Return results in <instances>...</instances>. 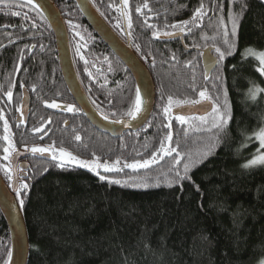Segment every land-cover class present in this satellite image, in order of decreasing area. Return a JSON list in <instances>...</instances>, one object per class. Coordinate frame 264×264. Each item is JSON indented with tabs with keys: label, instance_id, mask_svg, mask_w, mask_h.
<instances>
[{
	"label": "trees",
	"instance_id": "1",
	"mask_svg": "<svg viewBox=\"0 0 264 264\" xmlns=\"http://www.w3.org/2000/svg\"><path fill=\"white\" fill-rule=\"evenodd\" d=\"M53 1L79 51L74 61L87 97L106 119H131L137 106L132 76L73 0ZM90 1L112 29H123L120 0ZM125 13L134 50L156 87L154 113L142 131L120 139L83 120L81 142L64 151L122 166L150 160L168 146L172 153L148 169L112 174L116 181L35 161L32 183L17 195L29 235L28 264H262L264 165L247 163L257 147L254 135L264 126V77L249 56L264 51V1L128 0ZM178 33L185 47L180 40L155 39ZM208 48L219 65L207 79L201 52ZM16 79L17 88L25 84L34 94L31 124L42 111L35 98H70L48 23L30 5L7 2L0 4L4 164L13 152L33 148L26 127L4 119ZM205 99L215 104L209 116H172L175 107ZM10 254V231L0 212V264H8Z\"/></svg>",
	"mask_w": 264,
	"mask_h": 264
},
{
	"label": "water",
	"instance_id": "2",
	"mask_svg": "<svg viewBox=\"0 0 264 264\" xmlns=\"http://www.w3.org/2000/svg\"><path fill=\"white\" fill-rule=\"evenodd\" d=\"M73 1L92 30L124 64L134 78L137 87V106L135 114L131 119L118 122L110 121L101 116L91 105L76 74L66 23L53 0H0V4L7 2H22L33 7L44 17L55 36L58 61L67 90L85 115L89 124L95 130L113 139H119L129 133H138L142 131L150 121L156 107V87L148 68L132 50L130 43L125 44L106 24L89 0ZM121 5L123 6V2ZM179 39H183V34L178 33L163 36L157 40L159 42H173ZM214 51L213 48H208L201 52V60L207 79L211 77L219 65ZM139 99L141 101L140 108H138ZM30 105L31 101L27 94L22 102L19 121L21 118L22 121L27 122L30 114ZM214 107V102L205 99L194 105H182L174 108L172 110V116L181 119L204 118L214 111ZM45 108L50 112L64 114L69 113L65 112V108L69 110L72 106L55 103L47 104ZM30 156L59 163L55 159L53 160L52 155L34 154L29 151H16L10 158V163L13 167V181L11 187H8L0 176V212L8 225L11 237V254L8 264H28L30 259L28 230L23 213L17 201V195L19 194L21 184L20 178L23 177V174H18L17 165L21 160ZM20 168L24 172L30 169L28 163H23Z\"/></svg>",
	"mask_w": 264,
	"mask_h": 264
},
{
	"label": "flooded vegetation",
	"instance_id": "3",
	"mask_svg": "<svg viewBox=\"0 0 264 264\" xmlns=\"http://www.w3.org/2000/svg\"><path fill=\"white\" fill-rule=\"evenodd\" d=\"M122 2H123V6L121 5ZM90 3L92 4L91 1H90ZM120 7H121V13H122V16H123V29L121 31L112 29L108 25V23L105 21V19L101 15L100 16L106 22V24L114 31V33H116V35L125 44L130 43V46H131L132 50L136 53V51L134 50L136 48V46H135L134 42H132V38L129 35V31H128L127 20H126V17H125V14H126L125 13V9L127 7L124 4V0H120ZM60 13H61V11H60ZM61 15H62V13H61ZM64 21H65V19H64ZM125 21H126V26H125ZM86 23H87V21H86ZM88 26H89V24H88ZM66 27H67V24H66ZM67 30H68V27H67ZM91 30H92V28H91ZM94 34L97 36V34L95 32H94ZM68 35H69V41H70V48H71L73 64H74V67H75V70H76L75 61H74V54L78 55L79 51H78L76 45H73L71 43L69 30H68ZM160 37H163V35L156 36L155 39L157 40ZM179 40L181 41L182 45L184 46L183 39L182 40L179 39ZM55 43H56V41H55ZM56 48H57V46H56ZM106 48L112 53V51L107 46H106ZM35 50H36V47H33L31 49V52L34 53ZM136 55L141 60L140 56L137 53H136ZM113 56L124 66V64L114 54H113ZM145 66L147 67L146 64H145ZM125 69H127V68L125 67ZM101 72L102 71L100 70V73ZM76 74H77L78 80L80 82V78L78 76L77 70H76ZM133 80H134V78H133ZM80 85L82 87L81 82H80ZM82 89H83V87H82ZM83 91H84V89H83ZM55 92L58 93L57 91H55ZM27 94L29 95V98H30V101H31L29 118H28L27 122L22 121L21 118H20V121H19V114L21 113V110H22V102H23L24 97ZM32 95H34V94L31 93V90L28 89V87L25 86V84H22V86L17 88V79H16L15 83L13 85V88H12V92L7 94V97H6L7 102L5 103L4 108L8 112V116L6 118L4 117V119L7 121V124L9 123V124H11V126H13V123H15V126H17V127H22V126L26 127L25 132L28 134V137H30L29 142L31 141L30 145H32V147H33L32 150H29V152L34 153V154L35 153H40V154L52 155V158L54 160V155L51 153V151L53 149L62 150V151L67 150V149L71 150V147H75L76 146V144L73 143V142H75V141L81 142V140H82V137H81L82 136V128H83L82 122H83V120H87V119H86L85 115L82 113V111L80 110V108L77 106L76 102L72 99L71 96H70V98H68V97H65V96H63V97L59 96V94H58V95H56L54 97V99H52L50 101H45V102H41V99L35 98V105L38 108H41L42 111L39 113L38 116H35L34 120L32 121V124H31L30 120H31V112H32ZM86 97H87V95H86ZM88 100H89V98H88ZM55 103L62 104V105H65V106H72V108L69 109V110L65 108V112H69V113H64V114H57V113H54V112H50V111H48L45 108V106L47 104H55ZM90 103H91V101H90ZM91 105L94 107V105L92 103H91ZM94 109L96 110L95 107H94ZM14 115H15V118L13 120V116ZM33 157L36 158V160L32 159ZM35 161H38V162H41V163H46V164H49L51 166L55 165V164L52 163L53 161H48V160H45V159H39V158H37L35 156H30V157H28V158H26L24 160H21L18 163V165H17L18 174L19 175L23 174V177L20 178V182H21L20 187L25 188L26 184L30 185L32 183V181H33L32 177L35 175V172L33 173V170L36 169ZM23 163H28L29 164L30 169L28 171H26V172H24L20 168ZM59 167H61V166H59ZM48 172H49V169L47 168V170H45V172L42 175H46ZM0 176L2 177V179L4 180V182L6 183L7 186L11 187V184H12V181H13V167H12V165L10 163V159H9L7 164L2 163L1 160H0ZM19 192H20V189H19Z\"/></svg>",
	"mask_w": 264,
	"mask_h": 264
},
{
	"label": "rangeland",
	"instance_id": "4",
	"mask_svg": "<svg viewBox=\"0 0 264 264\" xmlns=\"http://www.w3.org/2000/svg\"><path fill=\"white\" fill-rule=\"evenodd\" d=\"M124 4L127 7L128 0H124ZM249 56L258 61V71L264 77V51H253L252 54H250ZM256 98L258 99L259 97ZM262 104H264V98L262 100ZM254 141L257 143V147L253 152V156L247 163L249 167H258L264 165V126L262 129L258 130L255 133ZM51 153L54 155V159L59 162L60 165H71L78 168L86 169L93 172L94 174L101 176L104 179L116 181V177L112 174L119 173L123 169L132 171L148 169L159 161H161L163 157L170 155L172 153V149L168 146L167 149L160 152L158 155H156L150 160L125 164L123 166L119 163L110 164L100 162L98 160H83L69 154L68 152L57 149H53ZM262 264H264V261L262 262Z\"/></svg>",
	"mask_w": 264,
	"mask_h": 264
},
{
	"label": "bare ground",
	"instance_id": "5",
	"mask_svg": "<svg viewBox=\"0 0 264 264\" xmlns=\"http://www.w3.org/2000/svg\"><path fill=\"white\" fill-rule=\"evenodd\" d=\"M18 59V58H17ZM35 91V90H34ZM140 105H141V101H140V99H139V103H138V108H140ZM20 112V111H19ZM39 180V179H38Z\"/></svg>",
	"mask_w": 264,
	"mask_h": 264
}]
</instances>
